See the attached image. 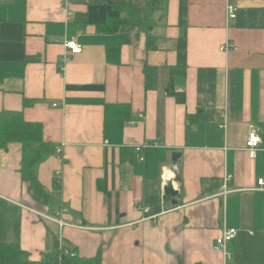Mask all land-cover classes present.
Masks as SVG:
<instances>
[{
	"label": "crops",
	"instance_id": "0c3cea01",
	"mask_svg": "<svg viewBox=\"0 0 264 264\" xmlns=\"http://www.w3.org/2000/svg\"><path fill=\"white\" fill-rule=\"evenodd\" d=\"M153 1L0 2V111H21L61 147L37 167L48 204L21 180V145L0 148V242L31 261L51 229L101 264H264V0H184L183 24L180 0L146 16ZM68 39L82 51L60 70ZM224 227L237 229L227 256L214 249Z\"/></svg>",
	"mask_w": 264,
	"mask_h": 264
},
{
	"label": "trees",
	"instance_id": "16d2710c",
	"mask_svg": "<svg viewBox=\"0 0 264 264\" xmlns=\"http://www.w3.org/2000/svg\"><path fill=\"white\" fill-rule=\"evenodd\" d=\"M164 0L150 2L145 7L147 16L150 7ZM185 11L184 0H180V23L183 24V14ZM118 26H114L109 32L114 31ZM149 46H154L152 38L147 39ZM186 36L185 32L178 39V59L185 64ZM181 65V64H179ZM167 92L174 96L176 101L183 103L185 95L183 92L175 91L171 84L167 86ZM19 143L21 145L20 175L21 180L29 184L33 190V197L41 204H48L51 196L47 193L37 178V167L49 155L55 152L56 146L49 141H45L42 135V124L39 122L26 121L21 111L1 110L0 111V148H6L8 143ZM57 186V184H56ZM51 245L45 251L40 260L31 261L27 252L16 243L0 242V264H101L100 252L92 257L79 256L75 249H66L74 252V256L66 255L58 248L56 231L49 230Z\"/></svg>",
	"mask_w": 264,
	"mask_h": 264
},
{
	"label": "built area",
	"instance_id": "2783aa9c",
	"mask_svg": "<svg viewBox=\"0 0 264 264\" xmlns=\"http://www.w3.org/2000/svg\"><path fill=\"white\" fill-rule=\"evenodd\" d=\"M1 1H5V0H0V2ZM235 16H236V8L234 7V5L227 3L226 4V17L227 18H234ZM64 47L66 49V53H65V56H63V58L60 61V65H59L60 70H64V64H65L67 55L79 54L82 51L81 45L75 39L65 40ZM236 48H237V46L232 42H225V43L221 44V46H220V50H222V51H228V50L236 49ZM53 105L55 106L56 104H53ZM142 116H143L142 114H138L139 118H142ZM133 122H135V120L130 121V123H133ZM260 141H261V139L256 134V132H254V131L249 132V134L247 136V140H246V148H247V151H248L250 157L255 156V152L257 150V147H258ZM144 146H146V145L143 144L142 146H137L136 150L140 151L141 148ZM55 153L58 155L61 154V147L60 146H56ZM139 159L143 160V157L140 156ZM257 184L259 187H264V178H259L257 180ZM233 191L234 190L227 187L226 179H225L219 194L221 196L225 197ZM63 211H66V208L59 209L57 212V215H61V213ZM44 216H46V215H44ZM54 221L59 225V227H62L64 225H69V226H73V227H80L79 223H67V222L63 221L60 217ZM236 234H237V229L224 227L221 230V234L215 239L214 249L221 252L224 256H227L228 255V247L232 243L233 239L236 237ZM61 241H62V239L59 236L58 237V248L63 250L64 254L74 256L75 253L71 252L69 249H66L65 245Z\"/></svg>",
	"mask_w": 264,
	"mask_h": 264
},
{
	"label": "water",
	"instance_id": "95a60500",
	"mask_svg": "<svg viewBox=\"0 0 264 264\" xmlns=\"http://www.w3.org/2000/svg\"><path fill=\"white\" fill-rule=\"evenodd\" d=\"M178 154H174L173 158L177 156ZM163 193L166 196L175 197L178 195V190L175 189L172 185V180H168L166 184L163 186Z\"/></svg>",
	"mask_w": 264,
	"mask_h": 264
}]
</instances>
